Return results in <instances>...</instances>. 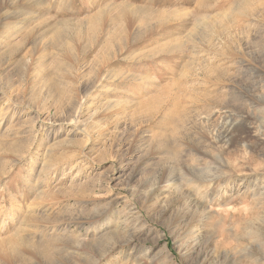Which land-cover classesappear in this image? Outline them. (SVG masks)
Returning <instances> with one entry per match:
<instances>
[{
  "label": "rangeland",
  "instance_id": "1",
  "mask_svg": "<svg viewBox=\"0 0 264 264\" xmlns=\"http://www.w3.org/2000/svg\"><path fill=\"white\" fill-rule=\"evenodd\" d=\"M0 264H264V0H0Z\"/></svg>",
  "mask_w": 264,
  "mask_h": 264
},
{
  "label": "bare ground",
  "instance_id": "2",
  "mask_svg": "<svg viewBox=\"0 0 264 264\" xmlns=\"http://www.w3.org/2000/svg\"><path fill=\"white\" fill-rule=\"evenodd\" d=\"M136 10V9H135ZM1 258L6 262H12L13 260L7 256H4V254L1 255Z\"/></svg>",
  "mask_w": 264,
  "mask_h": 264
}]
</instances>
